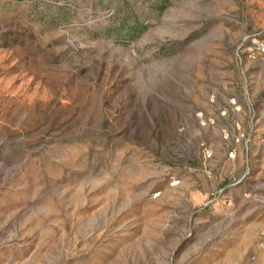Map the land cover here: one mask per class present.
I'll list each match as a JSON object with an SVG mask.
<instances>
[{"label": "rangeland", "instance_id": "1", "mask_svg": "<svg viewBox=\"0 0 264 264\" xmlns=\"http://www.w3.org/2000/svg\"><path fill=\"white\" fill-rule=\"evenodd\" d=\"M0 264H264V0H0Z\"/></svg>", "mask_w": 264, "mask_h": 264}, {"label": "built area", "instance_id": "2", "mask_svg": "<svg viewBox=\"0 0 264 264\" xmlns=\"http://www.w3.org/2000/svg\"><path fill=\"white\" fill-rule=\"evenodd\" d=\"M175 181H176V180H171V181H169V184L172 185V184L175 183Z\"/></svg>", "mask_w": 264, "mask_h": 264}]
</instances>
